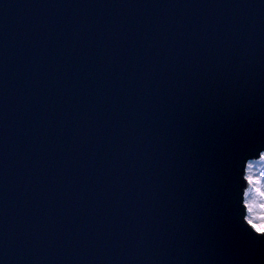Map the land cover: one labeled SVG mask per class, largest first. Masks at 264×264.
<instances>
[{"label": "water", "instance_id": "95a60500", "mask_svg": "<svg viewBox=\"0 0 264 264\" xmlns=\"http://www.w3.org/2000/svg\"><path fill=\"white\" fill-rule=\"evenodd\" d=\"M264 0H0V264H264Z\"/></svg>", "mask_w": 264, "mask_h": 264}, {"label": "rangeland", "instance_id": "374dc122", "mask_svg": "<svg viewBox=\"0 0 264 264\" xmlns=\"http://www.w3.org/2000/svg\"><path fill=\"white\" fill-rule=\"evenodd\" d=\"M252 166L251 172L248 169V177L251 175L254 179H259L262 182L261 190H264V159L255 161L250 164ZM253 185L250 184L249 193L252 192ZM251 204L253 211L249 213V220H253V223L257 226H264V208L261 207L264 204L258 195L252 192V195L247 196V206Z\"/></svg>", "mask_w": 264, "mask_h": 264}, {"label": "snow or ice", "instance_id": "6c2138e0", "mask_svg": "<svg viewBox=\"0 0 264 264\" xmlns=\"http://www.w3.org/2000/svg\"><path fill=\"white\" fill-rule=\"evenodd\" d=\"M251 169H252V166L249 165V172H251ZM248 183L253 185L252 192L257 193L255 179L251 175H249V177H248ZM252 192H250L249 195H252ZM248 210H249V213H251L253 211V207L251 204L248 205ZM248 224L253 226V228L255 229V224L253 223V220H251V219L248 220ZM261 231H264V230H261Z\"/></svg>", "mask_w": 264, "mask_h": 264}, {"label": "clouds", "instance_id": "9594fccd", "mask_svg": "<svg viewBox=\"0 0 264 264\" xmlns=\"http://www.w3.org/2000/svg\"><path fill=\"white\" fill-rule=\"evenodd\" d=\"M255 184H256V188H257V195L258 197L264 201V190H261V185H262V182L259 180V179H255ZM262 208H264V204L261 205ZM253 227V226H252ZM255 229L259 232L261 230H264V226H257L255 224Z\"/></svg>", "mask_w": 264, "mask_h": 264}, {"label": "bare ground", "instance_id": "6f19581e", "mask_svg": "<svg viewBox=\"0 0 264 264\" xmlns=\"http://www.w3.org/2000/svg\"><path fill=\"white\" fill-rule=\"evenodd\" d=\"M249 218H250V216H249Z\"/></svg>", "mask_w": 264, "mask_h": 264}]
</instances>
